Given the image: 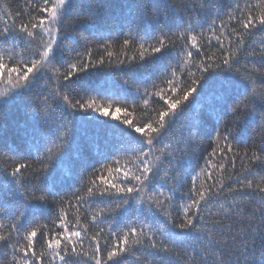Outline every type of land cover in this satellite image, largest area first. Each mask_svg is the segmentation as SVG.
I'll use <instances>...</instances> for the list:
<instances>
[{
	"label": "snow or ice",
	"instance_id": "obj_1",
	"mask_svg": "<svg viewBox=\"0 0 264 264\" xmlns=\"http://www.w3.org/2000/svg\"><path fill=\"white\" fill-rule=\"evenodd\" d=\"M0 176V264H264V0L0 4Z\"/></svg>",
	"mask_w": 264,
	"mask_h": 264
},
{
	"label": "trees",
	"instance_id": "obj_2",
	"mask_svg": "<svg viewBox=\"0 0 264 264\" xmlns=\"http://www.w3.org/2000/svg\"><path fill=\"white\" fill-rule=\"evenodd\" d=\"M24 0H0V4L6 3L9 7L10 11H16V9L19 6L23 5ZM224 2H230V0H224ZM215 43V42H214ZM100 102H103L101 100ZM128 104H131L132 101L131 99H128L127 102ZM83 114L78 113L76 116L73 117L74 121L79 125L81 123V116ZM94 115V114H90ZM117 115L122 116L123 113H117ZM100 119H107V118H100ZM96 125L92 123H87L85 122V129L88 135H91L95 132L96 130ZM103 135V133H102ZM258 139V137H257ZM7 141L9 144H15L17 143L15 134L12 131H9L8 136H7ZM81 146L85 149H87V136H82L80 139ZM210 141L206 138L202 141L201 147L199 149L200 153L203 154L204 158H207L208 152H210L212 149L209 147ZM243 147V146H242ZM3 151H7V149H4ZM197 163H199L200 166H203L204 160L200 159L199 156L195 157L192 161L191 167L195 168L196 171H199V167H197ZM240 167L239 161H237V168ZM65 168L68 170L69 173H74V175H68L66 178V183L68 185L75 184L76 181L79 180L80 176L82 175V170H80L77 166L76 161L70 156L69 159L65 162ZM193 176H195V172H193ZM5 183L4 177L0 176V186H3ZM190 187V182L187 183L181 190L180 193L177 194V199H179L180 195L187 192L188 188Z\"/></svg>",
	"mask_w": 264,
	"mask_h": 264
}]
</instances>
